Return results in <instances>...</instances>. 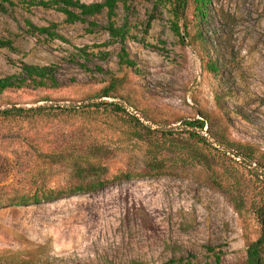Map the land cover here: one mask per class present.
Here are the masks:
<instances>
[{
	"label": "rangeland",
	"instance_id": "374dc122",
	"mask_svg": "<svg viewBox=\"0 0 264 264\" xmlns=\"http://www.w3.org/2000/svg\"><path fill=\"white\" fill-rule=\"evenodd\" d=\"M11 1L0 11V37L13 46L0 49V77L21 63L51 65L58 86L0 92V111L22 109L0 113V193L29 175L45 188L75 183L62 163L36 158L51 151L100 146L105 171L101 187L0 207V264L9 255L31 264H214L217 252L220 264H246L264 200V0H208L203 17L187 0L181 37L169 4L118 2L112 20L128 27L133 68L118 64L117 43L105 44L104 9L67 22ZM25 20L53 23L64 40ZM193 120L202 127L184 124ZM151 154L161 158L157 171L145 164ZM122 173L136 175L113 178Z\"/></svg>",
	"mask_w": 264,
	"mask_h": 264
},
{
	"label": "trees",
	"instance_id": "16d2710c",
	"mask_svg": "<svg viewBox=\"0 0 264 264\" xmlns=\"http://www.w3.org/2000/svg\"><path fill=\"white\" fill-rule=\"evenodd\" d=\"M123 0H100L93 2H82L80 0H17L16 3L22 8L28 9L31 6H38L42 8H52L64 15V19L67 22L80 21L85 22L87 16L100 13L103 9L105 10L107 21L100 28L107 32L108 40L105 44L117 43L118 52L116 53L118 58V64L126 67L133 68L134 62L128 57L125 50L124 41L127 37L128 27L122 23L115 25L112 17L115 15V8L118 2ZM197 14L200 17L204 16V11L208 0H190ZM124 2V1H123ZM187 0H153V8L162 4H169L170 13L172 15V26L175 33L181 37L178 32L177 21L180 19L183 10L186 6ZM14 3L11 0H0V11L6 12L8 7L13 6ZM27 27L40 34H45L50 38L57 37L64 40L62 36L57 34L54 30L55 25L50 23L48 26H35L28 20H25ZM89 30L93 27H97L94 21H87ZM13 49L12 41L8 38L0 37V49ZM80 57L83 59L87 58L88 54L84 48H79ZM98 54H102L99 52ZM84 69L86 65L79 63ZM96 70H101L99 66H95ZM211 70H215L214 66H211ZM58 86L57 78L54 75V70L51 65H36L29 63H21L20 72L15 74L4 75L0 77V92L8 88H53ZM109 91L104 90L101 92L99 97H108ZM116 110H121L119 106L114 105ZM20 108L11 106L10 108L1 110L0 113L6 115H20ZM187 126H195L198 129L202 127V120H193L184 122ZM149 145V144H148ZM83 154L64 156L59 151H51L46 154H38L36 158L47 159L50 164L62 163L68 168L71 175L76 178V182L65 186L57 187H43L36 185L32 180V175L28 176V182L21 184L19 187L6 188L5 192L0 193V207L8 205H26L32 203H38L40 201H51L56 198L65 195H71L76 192L89 191L104 184V181L99 180V176L105 171L102 167V150L100 146H85ZM68 157V159H66ZM149 158L145 160V164L148 169L157 171L162 167L161 158H157L155 155H149ZM28 170L32 168L28 165ZM136 174L122 173L115 175L113 178H129ZM262 197V196H261ZM263 199V198H261ZM262 204L257 207V217L260 222V235L258 238L248 241L245 246L246 264H263L262 254L264 248V200ZM209 249V248H208ZM220 252L214 254V264H220ZM9 259V260H8ZM7 264H31L30 258H17V256L9 255Z\"/></svg>",
	"mask_w": 264,
	"mask_h": 264
}]
</instances>
